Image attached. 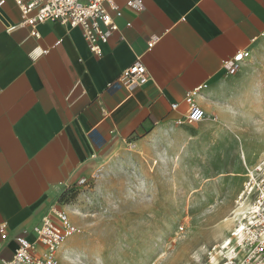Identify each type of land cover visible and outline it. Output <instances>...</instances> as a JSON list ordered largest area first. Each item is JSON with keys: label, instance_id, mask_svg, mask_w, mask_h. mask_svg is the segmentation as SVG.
<instances>
[{"label": "crops", "instance_id": "0c3cea01", "mask_svg": "<svg viewBox=\"0 0 264 264\" xmlns=\"http://www.w3.org/2000/svg\"><path fill=\"white\" fill-rule=\"evenodd\" d=\"M115 2L118 31L98 56L80 28L58 21L31 36L16 3L0 0V260H12L17 238L35 240L69 185L124 148L189 130L193 139L230 135L240 119L235 95L250 65L230 75L227 65L264 44V0H144L141 11ZM139 59L149 73L130 91L120 76ZM188 96L205 112L197 124L185 118ZM62 207L78 223L79 211Z\"/></svg>", "mask_w": 264, "mask_h": 264}, {"label": "rangeland", "instance_id": "374dc122", "mask_svg": "<svg viewBox=\"0 0 264 264\" xmlns=\"http://www.w3.org/2000/svg\"><path fill=\"white\" fill-rule=\"evenodd\" d=\"M247 61L230 135L159 137L130 146L73 187L78 232L59 264H220L233 242L237 197L264 150V44ZM191 127V126H190ZM250 147V153L242 148ZM217 141V142H216ZM129 149V150H128Z\"/></svg>", "mask_w": 264, "mask_h": 264}, {"label": "built area", "instance_id": "2783aa9c", "mask_svg": "<svg viewBox=\"0 0 264 264\" xmlns=\"http://www.w3.org/2000/svg\"><path fill=\"white\" fill-rule=\"evenodd\" d=\"M21 11L22 26L31 27V36L39 38L36 27L44 22H61L70 28L78 27L84 35L91 52L98 56L103 54L101 45L118 31V25L113 17L121 12L115 0H13ZM144 0H127V5L141 11ZM4 4V1L1 2ZM154 45L151 41L149 47ZM241 57L237 59L236 57ZM252 56L250 49L236 53L229 61L227 73L235 74L241 64ZM148 68L139 59L120 76V81L127 89L134 91L148 76ZM192 96L186 101L190 109L185 118L190 124H197L205 117L204 110L195 105ZM178 104L173 108L177 109ZM88 178L81 177L68 186L83 187L88 184ZM238 212L234 219L235 227L231 232L233 242H225L221 246L220 264H264V157L246 175L244 189L236 199ZM62 201L53 205L50 212L37 224L32 233L35 240L26 237L17 238L18 247L11 261L0 260V264H59V254L64 240L78 232V227L72 223L69 214L62 207ZM7 238V234L3 235Z\"/></svg>", "mask_w": 264, "mask_h": 264}, {"label": "trees", "instance_id": "16d2710c", "mask_svg": "<svg viewBox=\"0 0 264 264\" xmlns=\"http://www.w3.org/2000/svg\"><path fill=\"white\" fill-rule=\"evenodd\" d=\"M71 191H68L65 192L63 195H62V198H61V202L63 201L64 203H70L71 202Z\"/></svg>", "mask_w": 264, "mask_h": 264}, {"label": "snow or ice", "instance_id": "6c2138e0", "mask_svg": "<svg viewBox=\"0 0 264 264\" xmlns=\"http://www.w3.org/2000/svg\"><path fill=\"white\" fill-rule=\"evenodd\" d=\"M236 58H237V59H240L241 57L237 56Z\"/></svg>", "mask_w": 264, "mask_h": 264}, {"label": "bare ground", "instance_id": "6f19581e", "mask_svg": "<svg viewBox=\"0 0 264 264\" xmlns=\"http://www.w3.org/2000/svg\"><path fill=\"white\" fill-rule=\"evenodd\" d=\"M253 171V170H252ZM231 242V241H230ZM65 244V243H64Z\"/></svg>", "mask_w": 264, "mask_h": 264}]
</instances>
